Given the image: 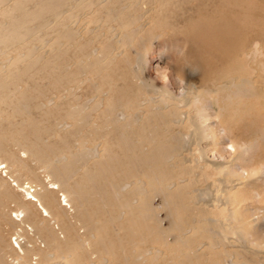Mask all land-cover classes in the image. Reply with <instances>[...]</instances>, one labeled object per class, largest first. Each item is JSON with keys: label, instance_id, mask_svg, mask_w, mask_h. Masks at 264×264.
<instances>
[{"label": "rangeland", "instance_id": "374dc122", "mask_svg": "<svg viewBox=\"0 0 264 264\" xmlns=\"http://www.w3.org/2000/svg\"><path fill=\"white\" fill-rule=\"evenodd\" d=\"M92 3L0 0L3 263L264 264V173L227 201L194 160L264 164V0ZM196 94L220 111L198 142Z\"/></svg>", "mask_w": 264, "mask_h": 264}, {"label": "bare ground", "instance_id": "6f19581e", "mask_svg": "<svg viewBox=\"0 0 264 264\" xmlns=\"http://www.w3.org/2000/svg\"><path fill=\"white\" fill-rule=\"evenodd\" d=\"M107 1H110V0H89V4L90 3L93 4L92 2H94L95 4H96V2L101 4L102 2H107ZM50 3H52V0H48V4H50ZM63 8L70 10L74 7H57L55 10V17L56 18L60 17V15L63 13V10H62ZM88 8L90 9V6L89 7H82V10L84 11V10H87ZM56 50H58V48H56ZM188 84H192V82H188ZM181 90H186V88H181ZM209 91H213L215 95L217 94V89H211ZM163 93L168 95L167 90H163ZM214 94L211 96L212 98L209 100L210 102L208 104V112L205 111L206 106L203 103L204 99L202 98V96L200 94H196V96L193 100L194 106L192 107L193 108L192 120L193 121L196 120V124L194 126V131H193V141L194 142H196V141L198 142L201 138L207 136L209 133H211L215 137V134L210 132V129H209L208 124H207L209 120L220 116V111L218 110L216 102H215L216 100H214ZM188 105H189L188 100H180V106L181 107H187ZM187 116H188V111H186V110L182 111V109H179L178 117H179L180 122H183L187 118ZM121 118L124 119L123 114H121ZM223 131H224V129H223ZM181 139H182V144H183V145H180L181 147L184 148L188 145H191V141H190L191 137H188V135H185V138L182 137ZM240 144H241V142H240ZM196 145H198V156L196 158H194L195 162L197 164H199V163H201L200 160H202L204 162V164L200 165V167H212L215 171L217 170L220 174H222L224 176V179H220V182L223 183V186H218L217 188H218V190H220L221 193H224V196L222 195L219 197H225V199L227 201L236 200L235 190H234V189H236V185L245 184V183H247L248 180H257L262 175V173H264V164L263 163H259L261 165H258V166H260L258 169L255 166H253L255 164H253V163H251L250 165L248 164L249 165L248 170L250 171V173H247V172H246V174L243 173L244 171H246V164H241V163H243V162L245 163L244 157H246V156L243 155V151H244L243 149L245 147H243L242 145H239V144L236 145V143L233 144L232 142L229 143V146L233 149V153L231 154L232 157L229 160V162H230L229 165H225V163H224V161L227 158V155L229 154V151L224 150L219 155V157H215L214 154L208 155L207 152L203 149V147L200 146L199 143H197ZM240 150H242V152H240ZM187 152L190 153L191 151H187ZM86 155H91V152H86L85 154H83V156H86ZM246 158H249V157H246ZM74 162H75V158H73L70 163H74ZM260 173H261V175H260ZM55 175L61 181L60 183H62V185H64L65 181H62L60 176H58L57 173H55ZM217 178H219V177L217 176ZM50 184H52V183H50ZM57 187L58 186H56V188ZM50 188H52V187H50ZM168 188H170V187H168ZM24 191L30 196H29V198L26 199L27 202H22V206H24V205L28 206L32 201H34V202L39 201L37 189L32 187V185L28 184V186H26ZM47 192L51 196V194H50L51 190L50 191L47 190ZM71 195H72V197H74L75 200L79 201L78 193L77 194L72 193ZM199 200H201V199H199ZM38 204H39L40 208L44 212H46V209L40 204V202ZM53 204H55V203H53ZM79 204L81 205L82 203L79 201ZM27 206H24V207H27ZM29 212H30V209H29ZM33 214H34V212H33ZM24 217L31 219L30 215L24 216ZM65 226H67V225H65ZM69 228H71V227H69ZM68 231L70 232L69 229H68ZM50 238L52 239L51 236H50ZM68 241H69V238H68ZM256 244H258L264 248V239L257 241ZM17 245L19 247H21L20 244H17ZM24 251L26 253V250H23V253H24ZM0 264H4L3 260L1 258V255H0Z\"/></svg>", "mask_w": 264, "mask_h": 264}]
</instances>
